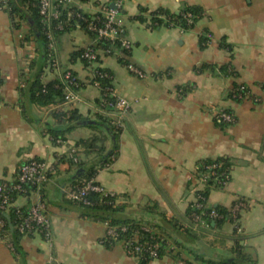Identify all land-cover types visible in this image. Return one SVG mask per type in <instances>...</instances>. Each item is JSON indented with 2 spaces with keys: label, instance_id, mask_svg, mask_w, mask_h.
<instances>
[{
  "label": "crops",
  "instance_id": "1",
  "mask_svg": "<svg viewBox=\"0 0 264 264\" xmlns=\"http://www.w3.org/2000/svg\"><path fill=\"white\" fill-rule=\"evenodd\" d=\"M106 3L111 0L74 1L88 14ZM186 5L201 9L191 28L155 23L157 9L177 13ZM121 19L132 43L126 61L146 76L131 74L117 52L98 50L97 64L111 73L116 93L131 106L117 131L116 155L93 177L115 195L121 217L146 223L177 241L173 251L143 264H218L235 254L236 236L242 250L264 264V0H126ZM95 44L94 36L79 26L57 35L60 65L81 82L78 100L29 102L20 90L37 59L36 42L26 21L0 8V179L14 178L28 158L56 162L55 172L41 187L52 245L36 233H17V238L0 233V264H140L121 241L106 244V221L81 215L61 191L72 184L78 163L88 164L95 157L85 152L82 142L98 135L105 136L106 151L112 146L108 133L91 124L104 115L98 107L100 92L89 83V70L76 54ZM57 74L45 69L42 80L51 81ZM237 84L249 91L239 101L227 95ZM211 106L233 111L235 121L218 123ZM68 108L88 122L73 124L56 114ZM54 137L64 142L56 143ZM218 158L229 164L230 181L209 191L207 205L229 208L237 199L247 201L239 214L242 232L235 233L225 221L190 236L182 230L170 236L166 221L184 222L200 187L195 178L198 162ZM35 198L16 195L13 206L27 210ZM6 241L14 242L21 258Z\"/></svg>",
  "mask_w": 264,
  "mask_h": 264
},
{
  "label": "built area",
  "instance_id": "2",
  "mask_svg": "<svg viewBox=\"0 0 264 264\" xmlns=\"http://www.w3.org/2000/svg\"><path fill=\"white\" fill-rule=\"evenodd\" d=\"M75 0H38V12L40 15V23L44 31L47 44V67L48 71H58L55 79H59L64 84V100L66 102H74L78 100L77 88L79 87V79L73 72L62 67L55 54V45L53 33L56 30H62L69 22L68 13L66 18H62V11L65 7L70 6ZM95 1V0H87ZM126 0H111L113 6L109 3L102 4L98 11L94 13H85L79 6V11L74 16L79 18L85 25L86 30L94 35L96 43L98 41H108L114 45L118 41L117 47L106 48H85L80 57L86 60V67L90 73L89 83L96 87L99 92L98 105L100 107L110 106V123L118 131L123 125L126 113L130 109L131 102L125 97L116 93L112 84V75L97 64L98 54L100 50L103 54L109 55L117 52L121 58L125 59L126 69L137 77H145L146 73L135 64L126 61V55L132 47V43L124 35L123 23L121 19V9ZM8 0H0V8L7 9ZM156 24H163L167 27H179L175 25V21L163 14L155 13ZM186 21L191 23L192 14L187 12L184 14ZM160 20V21H159ZM180 28V27H179ZM182 29V28H181ZM208 42V40H206ZM43 74L41 79H43ZM57 86V85H56ZM179 95L184 93L183 89H179ZM249 93L247 87L243 84H237L230 88L227 95L236 101L243 99ZM1 103V102H0ZM214 119L221 124H231L235 121V113L227 109H216L211 106ZM56 143L64 142L63 139H54ZM75 153L74 151H72ZM76 161V157L72 156ZM56 162H49L46 159L28 158L23 161L17 169L14 178L0 179V233L6 234L5 226L7 225V214L13 209V220L10 225L18 234H39L49 245H52V234L50 221L46 211V204L41 198V187L46 183L50 175L55 172ZM195 178L200 185L195 190V199L192 202L194 211L190 214L191 228L193 230L208 228L207 219L222 218L215 209L207 205V197L200 192L205 183L211 179L213 188H223L230 181V167L223 158L202 160L196 168ZM65 199L80 202L82 204H90L88 198L90 193H97L100 196L114 197L115 195L107 190L103 185L98 183L94 177L81 179L77 183L62 187L61 189ZM35 194L36 198L27 210H23L18 206H13L16 195ZM247 206L244 199L235 200L228 208L229 222L233 225L236 233H241L242 228L239 224V214ZM106 232L104 241L112 243L113 241H121L127 254L139 259H153L159 257L160 249L164 251H173L175 244L170 239L162 235L154 234L152 229L146 225L132 230L129 236L120 238L119 232H125L128 226L111 225L106 223ZM143 233H141V232ZM143 235V237H141ZM141 237V238H140ZM8 247L14 250L13 244L6 241ZM46 264H52L48 261ZM182 264H200L195 261H184Z\"/></svg>",
  "mask_w": 264,
  "mask_h": 264
},
{
  "label": "trees",
  "instance_id": "3",
  "mask_svg": "<svg viewBox=\"0 0 264 264\" xmlns=\"http://www.w3.org/2000/svg\"><path fill=\"white\" fill-rule=\"evenodd\" d=\"M78 1H87V0H78ZM5 11H7V13L11 16V18H14L15 16H17L18 18L23 19L24 21L27 22L30 33L33 35L34 41L36 42V46H37L38 56H37V59H35L32 63L31 74L25 80V87L21 88L20 90L21 96L22 97L24 96L23 98L25 100H28L29 102L38 103L40 105H47L50 103L61 102L64 98V93H65L64 84L59 79H53L48 82H43V80L40 78L44 70L47 67L48 39L46 38V35L44 31L42 30V25L40 23V15L38 12V0H8L7 9H5ZM76 11H79V10L77 8V5H75L74 3L63 9L62 16H61L62 18H66L69 12H71L72 14L69 15L68 24L62 30H56L53 33L54 41L57 35L75 26H79L82 29H84L86 32H88L86 30L84 23L79 18L74 16V13ZM155 12L163 13L171 17L176 22L175 25L179 26L183 30H187L191 28L194 22L201 15V9L194 5H186L177 13H171L165 9H157ZM187 12L192 14L191 23H188L186 21V17H184V14ZM88 33L93 35L90 32ZM204 41L205 39L201 38V44ZM117 46H118V41H116L114 45H111L108 41H98L92 47L96 49V48H106V47L113 48ZM83 50L84 49L78 50L76 54L81 60L84 61L85 66H86V60L80 57V54L82 53ZM79 83L80 85L76 90H78L81 87L80 80H79ZM98 107L102 112H104V115L102 114L98 116V120L93 121L91 124L98 125L100 129L106 132V135L108 133V135L112 138V146L110 150L106 151L105 146H103V141L105 139V136H98V135H93L89 137L88 139H86L84 142H82L81 144L84 147L85 152L87 154L94 152L95 157L88 164L84 162L78 163L80 167L78 168V173L75 176V179H73L71 185L77 183L81 179H85V178L88 179V178L93 177L96 173L97 168L104 166L106 163L110 162L116 155L117 131H115V129L110 123L111 107L105 106L103 108V107H100L99 105ZM24 110L25 109L23 106V114H25ZM56 114H58L59 117H64L65 120L68 122H74L73 124H76V123L83 124V122H88L87 119L82 118L77 113V110L74 108H68L64 111L58 110ZM73 124L71 123V125ZM54 138H58V137H54ZM204 160L209 161L210 159H204ZM200 162L201 161H199L198 164ZM212 188H213L212 180L209 179L205 183L203 189L200 190V192L207 197L209 191ZM88 198L91 202L90 204H82L76 201H70V200L69 201L74 204V206L78 209L80 214L83 216H88L97 221H106L111 225L128 226V229L125 232H119L120 238L129 236L132 230L139 228L141 225L148 226L150 229H152L154 234L165 236L164 234L156 232L150 225L146 223H142V222H138V221H134L131 219L121 217L119 213L122 211V205L116 201L115 196L114 197L100 196L97 193H90ZM210 208H213L220 214H223V217L218 218V219H211V218L207 219L208 228L211 227L212 222H214L215 224H220L221 222H225V221L229 222V218L227 217L228 208H223L219 206L210 207ZM194 210L195 209H194L193 203H190L188 206L187 212H186L185 221L182 222L181 224H177L176 222L170 223L169 221H166V223L168 224L167 226L168 234L171 236L172 233H177L178 231L182 230L185 233H187L188 236H190L191 234H197L203 231L204 229L193 230L191 228L190 214ZM6 217H7L6 218L7 225L5 226L4 230L14 235V238H17L16 230H10V227H9L10 222H12L13 220V209L12 208L10 209ZM141 237H143V235H141ZM165 237L170 239L172 242L177 243L175 239L168 237V236H165ZM240 241H241V237L236 236L234 240L235 248L233 250L235 254L231 258L226 259L224 262H219L218 264H257L256 260L250 254L242 250ZM106 244H109L108 241H106ZM13 247H14L15 253L21 258L22 254L19 248L14 244V242H13ZM163 252L164 250L160 249L159 256ZM195 256L196 258L202 259L199 255H195ZM148 260L150 259H139L138 261L140 264H143ZM203 260L207 263H213V261L211 260H206V259H203ZM20 261L22 262V259Z\"/></svg>",
  "mask_w": 264,
  "mask_h": 264
},
{
  "label": "water",
  "instance_id": "4",
  "mask_svg": "<svg viewBox=\"0 0 264 264\" xmlns=\"http://www.w3.org/2000/svg\"><path fill=\"white\" fill-rule=\"evenodd\" d=\"M110 6H113L112 3H110Z\"/></svg>",
  "mask_w": 264,
  "mask_h": 264
}]
</instances>
